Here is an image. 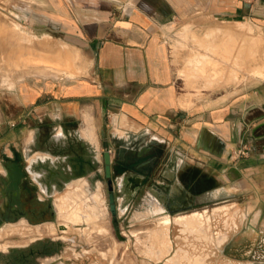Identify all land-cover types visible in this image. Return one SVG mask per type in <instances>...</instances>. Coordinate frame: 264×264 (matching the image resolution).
<instances>
[{"label":"rangeland","instance_id":"1","mask_svg":"<svg viewBox=\"0 0 264 264\" xmlns=\"http://www.w3.org/2000/svg\"><path fill=\"white\" fill-rule=\"evenodd\" d=\"M145 1L150 4L157 0ZM164 1L172 7L173 16L164 26L162 44L183 107L202 104L212 108L245 102L255 94L264 97V0ZM226 1L253 8L255 16L236 23L218 15L217 3ZM83 3L88 0H0V30L6 27L17 32L13 35L14 50L23 46L19 31L53 43L46 48L49 51L45 50L47 54L51 50L48 57L44 50L41 56H45L41 57L35 44L26 58L13 52L0 63V132L18 150L15 155L14 145L7 146V154L15 155V159H9L4 153L6 146L0 143V170L5 172L0 176V264H174V245L187 246L196 257L209 254L207 264H263V224L256 234L243 216L246 207L233 206L232 198L210 203L208 211L189 212L202 213L209 219L193 229L184 230L175 223L176 217L169 216L173 237L170 246L156 237L163 211L160 214V205L152 198L153 183L148 182L144 192L136 194L126 187V177L119 193L117 183L122 180L112 176L115 198L122 194L131 205L126 213L117 210V216H112L104 153L111 151L112 159L127 158L133 151H159L160 145L147 135L140 139L124 137L122 126L114 124V116L88 110L85 101L78 120L64 116L58 90L90 79L98 66L97 50L86 41L91 33L76 32L66 24L63 29L62 25L64 20H72V4L83 7ZM57 43L60 56L54 53ZM25 44L28 47V41ZM67 49L78 53L74 62L80 73L74 79H61L60 75L55 78L52 69L34 67L38 60L64 61L69 57ZM81 54L89 72L82 65ZM28 87L34 98L25 102ZM238 150H233L231 156H236ZM42 154L49 157L30 165ZM30 168L46 174L36 180ZM69 194L75 200L69 201ZM3 200L6 209L1 205ZM55 201L62 203L59 213ZM224 206L229 208L220 213L222 208H217ZM76 209L96 213V217L72 222ZM61 224L68 225L69 232L63 233ZM180 230L196 237L177 240L174 237ZM253 233L256 237L252 238ZM10 245L25 247L8 252Z\"/></svg>","mask_w":264,"mask_h":264},{"label":"crops","instance_id":"2","mask_svg":"<svg viewBox=\"0 0 264 264\" xmlns=\"http://www.w3.org/2000/svg\"><path fill=\"white\" fill-rule=\"evenodd\" d=\"M83 4H72V20L66 19L62 25L63 29L91 33L86 41L97 50L98 66L90 79L58 90L64 116L78 120L85 101L88 110L114 116V124L122 126L124 137L140 139L147 135L160 145L159 151L149 148L133 151L131 157L113 158V176L122 180L117 183L118 192L122 193L126 177V187L136 194L144 192L145 185L152 182V198L172 218L203 215L188 213L208 211L210 203L232 198L233 206L246 207L243 216L256 234L263 224L264 245V97L255 94L245 102L212 108L202 104L183 107L162 44L164 26L173 16L172 7L164 0L150 4L145 0H88ZM216 8L218 15L236 23L255 16L253 8L245 9L235 2H218ZM31 92L28 87L25 102L33 100ZM247 127L249 133L245 131ZM1 135L0 132V143L6 146L4 153L15 159V144ZM12 144L14 156L7 154V146ZM244 144L250 146V154L232 157V151ZM1 175H5L2 170ZM130 207L122 194L117 197L118 211L126 213ZM227 207L217 209L222 208V213ZM192 237L196 236L181 231L174 238ZM186 248L174 245L171 253L188 251Z\"/></svg>","mask_w":264,"mask_h":264},{"label":"bare ground","instance_id":"3","mask_svg":"<svg viewBox=\"0 0 264 264\" xmlns=\"http://www.w3.org/2000/svg\"><path fill=\"white\" fill-rule=\"evenodd\" d=\"M17 26V25H16ZM13 29V28H12ZM14 30H15V28H14ZM11 31H13V30H11V29H9V28H6V27H4V29L3 30H0V48H3V49H5L3 52L1 51V49H0V63H2V62H4L5 60H8L9 58H10V56H11V54H13V52H15V53H19V55H21L22 57L21 58H26L27 57V52H30V48H32V45H35L36 44V49H37V47H38V50H40V51H38L37 53L38 54H40V56H41V52H43V50H44V52H45V50H46V48L48 47V45H49V43H50V40L47 38L46 40H44V41H41V39H38V37H36V36H34V35H30V34H26V33H24V32H20L19 31V33H18V38H19V42L21 43V42H23V46L22 45H19V46H16V50H14V44H13V41H14V32H11ZM15 34H17V32H15ZM16 39V38H15ZM45 39V38H44ZM54 40H56V39H54ZM54 40H53V42H54ZM25 41H28V47H25L26 46V44H25ZM15 42V41H14ZM57 42V41H56ZM62 42V41H61ZM52 43V42H51ZM50 43V44H51ZM17 45V44H16ZM51 45H53V43L51 44ZM50 45V46H51ZM31 46V47H30ZM49 46V47H50ZM48 47V48H49ZM66 47H68V46H66ZM71 47V46H70ZM29 50H28V49ZM74 48V47H73ZM54 53L57 55V56H60V46H59V44L57 43V45L54 47ZM28 50V51H27ZM32 50V49H31ZM61 50H63V49H61ZM75 50V49H74ZM73 49H67V51H68V53H69V57H67V59H65L64 61L61 59V60H59V59H57V60H50V61H46V62H43V61H34L35 62V64H34V67L35 68H38V69H40V68H45V67H47L48 69L50 68V69H52V73H53V76L55 77V78H59V75H60V77L61 76H63L61 79H70V80H72V79H74L73 77L75 76V75H78V73H80L79 71H80V67L77 65V64H75V62H74V60L76 59V56L78 55V53L76 52V51H74ZM47 51H49V50H46V52ZM78 51V50H77ZM6 52V53H5ZM33 52H34V48H33ZM32 51H31V53H33ZM44 53L45 55H46V57H48L47 55L48 54H50L51 55V50H50V52L47 54V53ZM4 55H3V54ZM37 53H35V54H37ZM53 53V52H52ZM34 54V53H33ZM32 54V55H33ZM43 54V53H42ZM42 55L41 57H43V56H45V55ZM55 54H54V56H55ZM36 56V55H35ZM52 56H53V54H52ZM53 56V57H54ZM49 57H51V56H49ZM56 57V56H55ZM36 58H37V56H36ZM38 58H39V55H38ZM31 59V57L29 56V54H28V61ZM41 59V58H40ZM45 59V58H44ZM50 59V58H49ZM26 60V59H25ZM76 61V60H75ZM11 62V61H10ZM8 64V63H7ZM20 64V63H19ZM81 64V63H80ZM9 65V64H8ZM22 65H24V64H22ZM26 65L27 64H25V68H26ZM31 66V65H30ZM21 67H23V66H21ZM6 68V67H5ZM24 69V68H23ZM21 70V69H20ZM43 70V69H42ZM36 71V70H35ZM26 72V71H25ZM49 72V71H48ZM27 73H29V72H27ZM30 74V73H29ZM76 77V76H75ZM48 79V78H47ZM39 157H41L43 160H45V158H46V155H38L37 157H35L34 159H32L31 160V164L32 163H34V162H36L38 159H39ZM41 159V160H42ZM46 171H44L43 173H40V172H35V171H33L32 173L35 175V177H42L43 176V174H46L45 173ZM68 199H69V201L71 200V201H73V200H75V197L73 196V194H69L68 195ZM58 200V199H57ZM66 202H68V200L66 201ZM151 202V201H150ZM149 202V203H150ZM60 203L61 202H59V201H55V207H56V210L58 211V213H59V211L61 210L60 209V207L62 208V203H61V205H60ZM72 203V202H71ZM154 203H156V202H154ZM68 204H70L69 202H68ZM76 203H74V205H75ZM1 205L3 206V208L4 209H6V205H7V203H6V201L5 200H3L2 202H1ZM151 205V204H150ZM156 205H157V203H156ZM154 207V206H153ZM158 207H159V205H158ZM67 208V207H66ZM158 210H161L160 211V214H161V212L163 211V220L160 222V225H159V230H158V233L156 234V237H157V239L159 240V241H161L162 243L164 242L165 244H167V245H172V239H171V235H170V233H171V218L169 217V215H168V213L165 211V209L163 208V207H161V205H160V209H158ZM62 211V210H61ZM67 211V210H66ZM68 211H69V209H68ZM75 211V210H74ZM70 212V211H69ZM83 212H85V211H82V210H80V209H76V213H75V218H73L72 220V222H74L75 221V219L76 220H78V221H82V220H88V219H90L91 217H96V213H92V214H89V212H88V214H85V213H83ZM66 213V212H65ZM64 213V214H65ZM72 213V212H71ZM70 213V214H71ZM154 213V212H153ZM60 214H61V212H60ZM63 214V215H64ZM70 214H68V217H69V215ZM154 214H156V213H154ZM59 215V214H58ZM63 215H61V216H63ZM73 215V214H72ZM60 216V217H61ZM58 218V217H57ZM205 220H206V217L204 216V215H199V214H194V215H183V216H180V217H177L176 218V220H175V223L179 226V227H181V228H183L184 230L185 229H193V228H196L198 225H199V223H204L205 222ZM207 220H209L208 218H207ZM71 221V220H70ZM79 223V222H78ZM77 223V224H78ZM206 223H208V222H206ZM70 226V225H69ZM52 229H53V231H55L56 230V228H54V227H51ZM60 228V227H59ZM61 230H62V232L63 233H66V232H69V227H68V225H66V224H61ZM183 230V231H184ZM224 237V236H223ZM206 238V237H205ZM46 240V239H45ZM38 241H40V240H37V241H35V242H33L34 244L35 243H37ZM219 241V240H218ZM221 244V243H220ZM25 246H23V245H10L9 247H8V252H12V251H14L15 249H22V248H24ZM209 259V254H205L204 256H201V255H199V256H193V255H191V253L189 252V251H186V250H184V249H180L179 251H176L175 252V254H174V257H173V261H174V264H186V263H189V264H201V263H206L207 264V260ZM186 262V263H185Z\"/></svg>","mask_w":264,"mask_h":264},{"label":"water","instance_id":"4","mask_svg":"<svg viewBox=\"0 0 264 264\" xmlns=\"http://www.w3.org/2000/svg\"><path fill=\"white\" fill-rule=\"evenodd\" d=\"M104 161H105V174H106V178L109 180L108 184H109V207H110V211L112 213L113 217L117 216V204H116V198H115V194H114V188L112 186L113 184V180H112V176H113V171H112V163H113V159H112V155H111V151H107L104 153ZM118 236H120V231H117Z\"/></svg>","mask_w":264,"mask_h":264},{"label":"built area","instance_id":"5","mask_svg":"<svg viewBox=\"0 0 264 264\" xmlns=\"http://www.w3.org/2000/svg\"><path fill=\"white\" fill-rule=\"evenodd\" d=\"M251 152V148L248 144H244L236 153V157L248 156Z\"/></svg>","mask_w":264,"mask_h":264},{"label":"flooded vegetation","instance_id":"6","mask_svg":"<svg viewBox=\"0 0 264 264\" xmlns=\"http://www.w3.org/2000/svg\"><path fill=\"white\" fill-rule=\"evenodd\" d=\"M115 194V193H114ZM117 200V199H116Z\"/></svg>","mask_w":264,"mask_h":264}]
</instances>
